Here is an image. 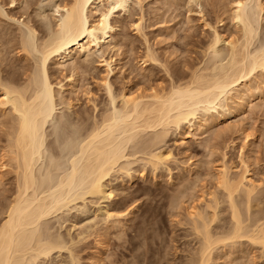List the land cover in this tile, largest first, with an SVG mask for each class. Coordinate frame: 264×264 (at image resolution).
I'll use <instances>...</instances> for the list:
<instances>
[{"label":"bare ground","instance_id":"1","mask_svg":"<svg viewBox=\"0 0 264 264\" xmlns=\"http://www.w3.org/2000/svg\"><path fill=\"white\" fill-rule=\"evenodd\" d=\"M228 1L227 17L236 31L224 37L216 28H211L204 67L194 69L182 80L179 76L178 82L173 83L167 92L153 91L149 95L129 91L119 93V107L111 83L103 78L111 109L108 107L99 120L93 116L91 125L79 115L73 136L68 137L71 148L65 155L63 148L60 154H55L59 149L53 152L48 126L54 121V132L60 129L63 135L71 126L68 114L61 112L56 116L55 111L58 103L67 109L73 105L63 93L70 91L65 86L76 88V79L68 76L67 85L60 84L56 89L51 82L49 62L54 65L69 62L75 66L76 57H89L91 53L105 49L114 50L117 26L112 22L113 16L117 13L128 16L131 1L62 0L54 4L55 10L52 8L53 13H57L53 18L55 27L52 30L48 27V37L42 40L32 25L22 24L24 29L19 33V46L26 60L32 56L33 70L29 73L25 68L29 74L23 71L24 79L20 75L0 81V126L8 125L3 153L7 159L2 160V167L9 165L16 176L14 196L7 203L3 211L5 217L0 222V264H35L37 258L47 257L54 249H62V243L55 239L57 236H53L56 241L52 240L45 231L48 227L42 228L41 225L46 224L42 221L72 202L84 200L87 195L102 198L111 195L107 177L116 168L127 170L125 161H121L129 156V148L132 156L146 154L148 162L156 167L168 161L169 154L166 155L164 148L160 149V144L170 127L180 129L187 124L192 132L205 133L218 118L229 117L238 107L248 105L249 98L264 94V36L255 45L264 20V0ZM141 2L136 0L139 6ZM134 25L139 31L140 23ZM110 64L106 62L108 68ZM75 69L72 68L73 72ZM261 75L263 80L259 78ZM227 97L230 103L223 101ZM218 108L224 109L218 118L213 115L198 117L201 112L213 113ZM58 140L61 141L60 135ZM59 142H55L56 148L61 145ZM230 165L223 161L218 168L216 184L221 195H212L211 201L202 208L197 204L188 208L189 225L199 244L196 252L192 251L194 254L188 264H213L214 251L220 249V245L224 249L230 245L228 242L232 244L241 239L258 246L264 256V190L261 191L264 188L258 189L259 185L250 177L246 163L239 171ZM179 197L175 198L178 202L185 198L181 196L179 200ZM223 206L227 207L229 218L225 225L217 226L218 221L220 224L224 220H220L217 211L220 207L225 208ZM208 209H212L211 215ZM105 214L111 218L113 213L106 210Z\"/></svg>","mask_w":264,"mask_h":264},{"label":"rangeland","instance_id":"2","mask_svg":"<svg viewBox=\"0 0 264 264\" xmlns=\"http://www.w3.org/2000/svg\"><path fill=\"white\" fill-rule=\"evenodd\" d=\"M61 1L0 0V81L20 75L24 79V73L33 70L32 56L26 60L19 46V33L24 29L22 24L32 25L40 40L47 38L49 28L55 27L53 18L57 13H53L52 8ZM130 1V14L117 13L112 19L117 26L114 50L105 49L103 53L93 52L89 57H76L75 66L69 62L62 65L49 62L51 82L56 89L60 84L67 85L69 77L76 79V88L65 86L70 91L63 93L73 104L72 108L67 109L58 101L55 111L56 116L61 112L70 116V129L63 135L60 129L54 132V121L48 126L51 148L54 153L59 149L55 154H60L62 148L64 154H61L69 152L72 143L68 137L73 136L80 116L91 125L94 118H101L108 107L111 109L103 78L111 83L118 107L120 101L117 97L124 91L148 95L153 91L167 92L173 83L178 82L179 76L182 80L194 69L204 67L211 28H216L224 37L236 31L227 17L228 0H141L140 6L136 0ZM135 23H140L139 31ZM261 26L255 45L263 40L264 20ZM105 61L111 63L110 68ZM73 67L77 72H73ZM259 78L263 80L262 75ZM223 101L231 102L229 97ZM248 101V105L238 107L224 119L218 118L224 111L222 108L213 113H199L198 117L213 115L218 118L205 133L192 132L187 124L180 129L170 127L160 144V149L164 148L166 155L169 154L168 161L159 163L157 168L148 162L146 154L132 156L129 148V156L121 161H125L127 170L116 168L107 177L111 195L103 198L87 195L84 200H76L42 221L46 223L41 225L42 228L48 227V230L44 228L45 231L52 240L58 239L63 248L52 250L47 257L37 258L35 264H145L146 261V264H188L199 246L191 231L188 208L191 204L202 208L211 201L212 195H221L216 181L223 161L237 171L246 163L250 177L259 185L258 189L264 188V94ZM4 125L0 126V222L16 187L14 169L9 165L2 167L7 159L3 153L8 125ZM62 137H65L64 141ZM55 142L62 146L56 148L58 143L55 145ZM177 196H180L179 200L185 196L180 200L182 206L175 200ZM184 199L188 201L185 203ZM223 207L217 209L220 220L224 219L220 224L215 222L217 226L229 218L227 207ZM106 210L113 213L111 218L105 214ZM207 211L209 215L213 212L212 209ZM53 236H57L56 240ZM237 241L228 242L230 245L224 249L220 245V249L214 251L213 264H264L258 246L244 239ZM139 254H142L140 259Z\"/></svg>","mask_w":264,"mask_h":264}]
</instances>
